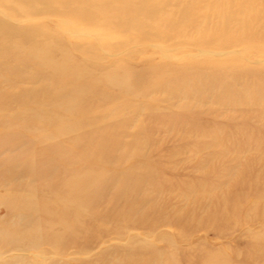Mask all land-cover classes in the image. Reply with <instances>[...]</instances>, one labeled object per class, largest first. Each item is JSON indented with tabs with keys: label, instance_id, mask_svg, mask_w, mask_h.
I'll list each match as a JSON object with an SVG mask.
<instances>
[{
	"label": "rangeland",
	"instance_id": "rangeland-1",
	"mask_svg": "<svg viewBox=\"0 0 264 264\" xmlns=\"http://www.w3.org/2000/svg\"><path fill=\"white\" fill-rule=\"evenodd\" d=\"M156 2L131 1L136 31L0 11L15 30L47 26L32 45L59 39L45 62L73 80L62 96L42 61L16 78L0 63V144L14 143L0 229L15 223L4 199L26 194L40 239L21 252L1 237L0 264H264V0Z\"/></svg>",
	"mask_w": 264,
	"mask_h": 264
},
{
	"label": "bare ground",
	"instance_id": "bare-ground-1",
	"mask_svg": "<svg viewBox=\"0 0 264 264\" xmlns=\"http://www.w3.org/2000/svg\"><path fill=\"white\" fill-rule=\"evenodd\" d=\"M131 1L132 0H0V11H4L5 13V11L7 12V10H10L13 11L11 14H13L14 17L17 18V16H20L21 18L27 19L32 15V11H35L38 15L53 14V12H57L61 16H66L73 10H76L79 17L87 19L89 22V29L95 30L99 29L100 26H105L106 20L112 17V22L114 23L113 27H115L116 30L123 29V26L126 24L132 30L136 31L139 28L136 25V19L139 15L142 16L144 14V7H134L131 4ZM146 1L153 0H141V2ZM40 3L44 5V8L38 10V5ZM77 3L78 7H82H73V5H76ZM26 6L31 7L30 10H28ZM49 31L50 29L43 25L38 27L35 32L27 29L15 30L0 19L1 68L5 69L7 73L9 72L11 77L16 78L18 76V71H16V69L19 66H25L30 60H37L40 63L42 61L43 64L45 63V74H48L58 86L57 92L61 93L62 96L67 92H69L68 95H70L73 91H71V89L69 90V87H71L70 85L73 80H71L72 75L69 72L68 66L66 64H56L54 62L49 66L45 62V60L53 58L56 51H63L61 46L58 45L60 40L53 37L51 40H43L39 47H37L36 44L32 45V42L38 38L43 36L46 38L49 36ZM3 43L8 46H4ZM64 58H68L67 55H65ZM13 59L18 61L15 64H12L14 63V61H12ZM9 61H11L12 66L8 65ZM119 73L120 72L112 73L111 76L107 78V82L116 80V82L120 84V78L123 76ZM123 86L125 88L124 90L129 88L126 85ZM73 90L74 92L76 91L75 89ZM100 92L101 91H99V93ZM65 99H67V97H65ZM1 100L2 99L0 98V101ZM63 101V103H65L66 111L68 112L75 110L79 105L78 103L75 105V100L72 98ZM0 142L2 143V141ZM13 146V142L0 144V149L11 148ZM2 174L6 175L8 179L13 181L12 178L15 172L7 169L5 172L3 171ZM83 177L86 178L85 180L83 178V180L88 182V175ZM7 184H0V188L7 186ZM72 185H77V183L74 182ZM82 185H84V183H82ZM64 187L67 188L66 183L64 184ZM68 187L72 189L71 184L68 185ZM78 188H80V186ZM20 189L21 185H14L15 191H19ZM4 200V204L7 205L8 216L12 217L15 223L11 226L6 225L0 229V238L3 237L8 239L6 244L3 243V247L12 251L21 252H29L36 249L37 245H40V239L32 237L33 227L31 226L30 218H28L29 215L26 213L27 206L31 201L30 197L23 194L19 197L5 198ZM45 240L46 242L50 241V239L48 240V237H46Z\"/></svg>",
	"mask_w": 264,
	"mask_h": 264
}]
</instances>
